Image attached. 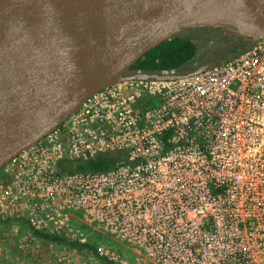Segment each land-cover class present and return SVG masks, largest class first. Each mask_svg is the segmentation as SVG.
Instances as JSON below:
<instances>
[{
    "label": "built area",
    "instance_id": "2783aa9c",
    "mask_svg": "<svg viewBox=\"0 0 264 264\" xmlns=\"http://www.w3.org/2000/svg\"><path fill=\"white\" fill-rule=\"evenodd\" d=\"M106 152L125 157L60 171ZM1 173L0 221L32 240L99 233L129 251L96 244L111 264H264V35L188 77L98 90Z\"/></svg>",
    "mask_w": 264,
    "mask_h": 264
},
{
    "label": "water",
    "instance_id": "95a60500",
    "mask_svg": "<svg viewBox=\"0 0 264 264\" xmlns=\"http://www.w3.org/2000/svg\"><path fill=\"white\" fill-rule=\"evenodd\" d=\"M258 24L264 27V0H0V170L98 90L212 68L210 54L224 48L235 57L263 36L239 33ZM190 28L232 29L238 39L198 53L190 68H132Z\"/></svg>",
    "mask_w": 264,
    "mask_h": 264
},
{
    "label": "rangeland",
    "instance_id": "374dc122",
    "mask_svg": "<svg viewBox=\"0 0 264 264\" xmlns=\"http://www.w3.org/2000/svg\"><path fill=\"white\" fill-rule=\"evenodd\" d=\"M221 29L190 28L182 33L189 35L198 43L200 57H205L204 55L212 51L220 41L238 39L235 30ZM239 33L246 37L251 32H245L242 29ZM231 55L232 52L224 48L218 50L217 53L214 52L210 54L212 59L208 62V67L215 66L227 60ZM1 176L2 173L0 170V177ZM83 228L86 229L84 226ZM98 234L94 233L88 235L87 241L93 247L92 251H76L67 247L52 246L49 250L43 251L44 256L40 264H111L110 261L104 257L103 259L98 258L102 256L95 252L94 247L96 244L111 247L114 250L123 252L124 255L129 254L127 248L121 243L115 240L112 241L108 236ZM41 246V241L28 238L25 226H16L11 223L0 225V264H8L9 259L13 260L10 264H33L32 256L34 257L37 253H41V250L38 251Z\"/></svg>",
    "mask_w": 264,
    "mask_h": 264
},
{
    "label": "trees",
    "instance_id": "16d2710c",
    "mask_svg": "<svg viewBox=\"0 0 264 264\" xmlns=\"http://www.w3.org/2000/svg\"><path fill=\"white\" fill-rule=\"evenodd\" d=\"M199 53V45L189 35L178 33L173 38L163 41L156 47L150 49L140 59H138L132 68L141 70H169L174 68H190L193 66L194 59ZM156 98L148 99L147 103H156ZM125 157L124 152H106L96 155L87 161H80L71 158L63 160L60 165L62 173H73L78 171H106L114 164ZM9 223L7 220H1L0 225ZM23 225V224H22ZM24 226V225H23ZM34 237L41 241V253L32 256L33 264H40L43 251L49 250L50 247H67L76 251H92L93 247L89 242L78 243L68 241L66 237L49 234L42 231H32ZM98 234V233H95ZM99 235V234H98ZM43 253V254H42ZM103 259V257H98ZM10 264L12 259L8 260ZM7 263V262H6ZM27 264V263H26Z\"/></svg>",
    "mask_w": 264,
    "mask_h": 264
},
{
    "label": "bare ground",
    "instance_id": "6f19581e",
    "mask_svg": "<svg viewBox=\"0 0 264 264\" xmlns=\"http://www.w3.org/2000/svg\"><path fill=\"white\" fill-rule=\"evenodd\" d=\"M220 2L224 3V4H227V3H233V2H236V1H239V0H219ZM250 29H243L245 32H251L249 33L250 36H255V35H261V34H264V27H262L261 25H254V26H249ZM263 29V30H261ZM242 30V29H240ZM248 35V36H249Z\"/></svg>",
    "mask_w": 264,
    "mask_h": 264
}]
</instances>
